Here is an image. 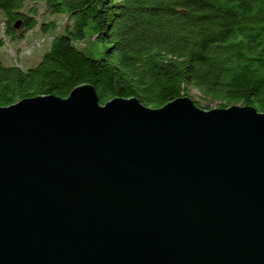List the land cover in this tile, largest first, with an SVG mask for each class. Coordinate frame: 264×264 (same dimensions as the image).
<instances>
[{"label": "water", "instance_id": "95a60500", "mask_svg": "<svg viewBox=\"0 0 264 264\" xmlns=\"http://www.w3.org/2000/svg\"><path fill=\"white\" fill-rule=\"evenodd\" d=\"M0 264H264V112L89 83L0 106Z\"/></svg>", "mask_w": 264, "mask_h": 264}, {"label": "trees", "instance_id": "16d2710c", "mask_svg": "<svg viewBox=\"0 0 264 264\" xmlns=\"http://www.w3.org/2000/svg\"><path fill=\"white\" fill-rule=\"evenodd\" d=\"M37 1L43 16L64 18L62 30L35 66L0 62V106L39 94L66 97L89 83L102 104L135 96L160 107L192 87L222 107L264 112V0H0L6 35L15 39L19 26L56 30V18L38 22L24 11ZM86 40L104 43L102 56L80 49Z\"/></svg>", "mask_w": 264, "mask_h": 264}, {"label": "rangeland", "instance_id": "374dc122", "mask_svg": "<svg viewBox=\"0 0 264 264\" xmlns=\"http://www.w3.org/2000/svg\"><path fill=\"white\" fill-rule=\"evenodd\" d=\"M34 13V17L38 22L44 20H50L56 18L58 20V26L56 30H48L43 32L39 26H35L27 31L21 30L20 26L16 32V38L12 39L10 36L4 33V23L1 21L6 20L4 12L0 10V34H4V43L0 47V62L5 66H11L18 64L23 69H27L35 66L40 62L46 51L49 50L51 45L52 35L62 30V24L65 21L61 16H43V4L39 1L28 2L25 4V12L28 9ZM30 14V13H28ZM50 31V32H49ZM87 55L99 58L103 54L105 44L102 42H93L86 40L83 44L79 45ZM193 101L198 103V106L204 109L222 107L219 100H211L208 97H204L197 89L189 87L188 95ZM231 104H228L229 106Z\"/></svg>", "mask_w": 264, "mask_h": 264}]
</instances>
